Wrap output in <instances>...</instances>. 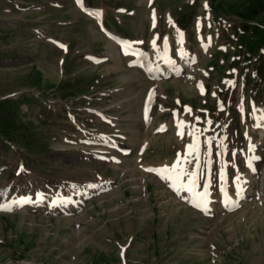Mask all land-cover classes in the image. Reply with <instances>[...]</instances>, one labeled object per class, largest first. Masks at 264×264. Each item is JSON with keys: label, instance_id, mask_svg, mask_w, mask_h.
I'll return each instance as SVG.
<instances>
[{"label": "rangeland", "instance_id": "374dc122", "mask_svg": "<svg viewBox=\"0 0 264 264\" xmlns=\"http://www.w3.org/2000/svg\"><path fill=\"white\" fill-rule=\"evenodd\" d=\"M152 1L150 8L147 0H87L86 4L102 8L114 32L145 45L155 32L161 37L167 33L173 36L172 30L163 28L165 17H178L179 21L184 17L188 22L182 29L193 45L194 35H198L196 26L206 15L228 23L239 22L240 18L249 24V28L244 27L248 29L244 37L248 50L230 41L233 28L213 32L216 46L210 54L200 55L198 66L189 73L196 82L203 81L208 89L205 95L183 80L160 82L156 90L166 105L173 106L178 99L193 106V116L201 119L203 138H214L218 143L226 135L231 150H237L239 143L244 148L240 135L242 130H250L252 108L246 105L247 121L241 128L236 124L238 114L233 104L250 98L248 93L252 91L258 93L251 97L254 104L264 106V80L252 75L264 49V0ZM117 8L133 11L134 15L118 14ZM150 9L160 20L151 32ZM48 38L68 43L69 53L56 50ZM92 52L117 55L116 48L73 7L71 0H0V137L29 153L25 168L32 174L11 177L20 157L0 149V167L5 168L0 189L6 185L28 190L32 184L51 179L80 181L103 173V165L87 163L78 150L69 151L78 149L76 146L63 141L80 137L79 128L84 124L98 133L121 131L128 141L134 137L133 143L139 141V110L150 83L127 69L118 56L115 64L107 61L92 66L82 59L83 54ZM261 68L262 64L258 66L260 72ZM239 69L247 82L244 93L239 85L235 89L227 85V79L241 78L234 73ZM31 97L37 100L29 111L27 99ZM218 101L230 107L229 126L223 123L225 112ZM87 110L99 112L91 115ZM99 113L118 117L116 126L99 123ZM258 135L264 147V134ZM144 137L151 141L147 154L152 162L160 161L175 143L172 132L151 138L148 133L142 134L140 139ZM1 144L10 146L0 140V148ZM260 164L258 183L264 190V152ZM137 170L133 165L132 171H105L103 177L115 180L119 187L89 201L71 219L28 209L0 214V264H264V193L261 200L252 199L232 214L206 219L173 201L152 175L143 183V190L148 185L145 196L139 190L142 181Z\"/></svg>", "mask_w": 264, "mask_h": 264}, {"label": "snow or ice", "instance_id": "6c2138e0", "mask_svg": "<svg viewBox=\"0 0 264 264\" xmlns=\"http://www.w3.org/2000/svg\"><path fill=\"white\" fill-rule=\"evenodd\" d=\"M205 7H207V5H205ZM178 128H182V122H181L180 125H178ZM179 134L183 135V132L181 131ZM189 149H190V154H192L193 151H196L197 149H196L195 143L193 145H190ZM197 159H198V157H197ZM179 163H180V160H179V157H178L177 164H179ZM188 163H191V161H188ZM177 164H174L171 169H169L166 166L162 170L149 169V171H157V174H160L162 179H167L170 184H173L174 191H176L177 193H179L181 189H183L185 191H191V189L196 186V181L192 180V179L189 180V183H188L187 186H185L184 184L180 183L179 187H176V184L179 183L180 179L185 174L183 168H180L179 171L176 173L175 178H173V176L170 173L176 171ZM190 175H192V174H190ZM204 195L206 196L207 193H205ZM201 200L203 201V197H201ZM17 203H20V201H17ZM0 210H11V208L7 207V206H0Z\"/></svg>", "mask_w": 264, "mask_h": 264}, {"label": "bare ground", "instance_id": "6f19581e", "mask_svg": "<svg viewBox=\"0 0 264 264\" xmlns=\"http://www.w3.org/2000/svg\"><path fill=\"white\" fill-rule=\"evenodd\" d=\"M131 73H133V72H131ZM255 159V158H254Z\"/></svg>", "mask_w": 264, "mask_h": 264}]
</instances>
